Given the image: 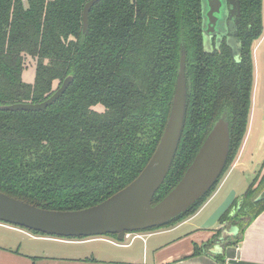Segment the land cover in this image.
Segmentation results:
<instances>
[{
    "label": "trees",
    "instance_id": "trees-1",
    "mask_svg": "<svg viewBox=\"0 0 264 264\" xmlns=\"http://www.w3.org/2000/svg\"><path fill=\"white\" fill-rule=\"evenodd\" d=\"M87 1L0 0V105L41 102L72 75L65 92L41 111L0 108V191L41 208L76 210L125 187L160 140L184 54V125L152 203L181 179L222 114L229 122L230 147L216 183L162 227L171 225L210 197L244 140L252 45L264 31V0H238V61L225 39L218 48L204 50L201 0H96L83 31ZM27 57L35 59L32 83L22 79ZM263 188L264 162L220 219L237 226L234 243L264 210V200H255ZM210 244L195 246L194 253Z\"/></svg>",
    "mask_w": 264,
    "mask_h": 264
},
{
    "label": "water",
    "instance_id": "water-1",
    "mask_svg": "<svg viewBox=\"0 0 264 264\" xmlns=\"http://www.w3.org/2000/svg\"><path fill=\"white\" fill-rule=\"evenodd\" d=\"M25 1V0H24ZM96 0H89L82 11V30L88 25V13ZM202 37L215 41L218 48L222 40L232 49L238 61L239 43L236 26L240 16L238 0H201ZM231 24L232 28L228 26ZM231 32L237 44L233 48L227 34ZM72 80L69 74L53 93L37 103L0 105L1 109L16 111H41L56 101ZM186 113L185 57L180 56L178 76L169 116L160 140L141 172L125 187L101 202L76 210H53L38 207L0 191V221L24 227L41 234L58 237H97L114 235L118 242L127 234L159 228L186 212L203 197L220 177L228 158L230 147L229 122L222 114L212 124L193 160L177 184L157 203L152 198L164 181L181 137ZM235 190L229 191L224 200L201 224L202 229L216 226L210 250L221 252L238 234L237 226L228 221L220 222L232 206ZM256 201L264 200V188Z\"/></svg>",
    "mask_w": 264,
    "mask_h": 264
},
{
    "label": "crops",
    "instance_id": "crops-1",
    "mask_svg": "<svg viewBox=\"0 0 264 264\" xmlns=\"http://www.w3.org/2000/svg\"><path fill=\"white\" fill-rule=\"evenodd\" d=\"M33 74L35 66L32 72L24 68L23 81L32 83ZM252 161L250 164L243 162L238 154L214 192L194 214L165 227L141 231L139 236H130L127 243L117 244L115 248L113 243L74 249L45 246L26 251L21 250L20 245L15 248L0 246V264H264V210L246 225L236 243L237 235L219 253L210 250L215 229L200 227L229 191L235 190L236 197L245 192L263 163ZM236 191L240 192L237 194ZM217 195L221 197L206 211ZM105 237L62 240L77 244L109 239ZM209 241V247L194 253L195 246L202 247ZM118 246L122 249H117Z\"/></svg>",
    "mask_w": 264,
    "mask_h": 264
},
{
    "label": "rangeland",
    "instance_id": "rangeland-1",
    "mask_svg": "<svg viewBox=\"0 0 264 264\" xmlns=\"http://www.w3.org/2000/svg\"><path fill=\"white\" fill-rule=\"evenodd\" d=\"M263 25H264V2H263ZM228 28L229 29L232 28L231 24H229ZM227 37L231 46L233 48H236L237 44L234 40V35L231 32H229L227 34ZM214 44L215 41L210 40L207 37L203 36L204 50L211 51L215 46ZM252 48H253V52H252L253 88H252L251 108H250L247 132L238 152L240 160L249 164L251 163V160L260 163L262 161L264 162V31L261 37L253 43ZM25 64H26L25 68L27 69V71L32 72L33 67L35 66V59L31 57H27ZM97 109L102 110L103 108L101 106H98ZM236 192L238 194L240 191H236ZM220 197L221 196L217 195L216 198H214V200H212V202L206 207L207 208L206 211L210 209L218 201ZM213 228L216 231V226ZM145 231L147 232L151 230H144L142 232ZM97 237H103V236H97ZM88 238H93V237H86L85 239ZM108 238L109 239L93 241L91 243L69 244L62 240L66 238L51 236V235L45 236V235L34 234L32 233V231L24 227L12 225L0 221V246L15 248L20 245L21 250H25V251L34 250L38 247H45V246H50L55 248L68 247L69 249H74L79 247H87L90 244L91 245L105 244L110 246L111 243H113L111 245L115 248V246H117L118 243H123V242H118L116 239L112 237H108ZM54 239H58V240H54ZM68 240H84V239H68ZM127 240L128 239L124 240V243H127L128 242ZM116 248L119 250L122 249V247L120 246Z\"/></svg>",
    "mask_w": 264,
    "mask_h": 264
},
{
    "label": "built area",
    "instance_id": "built-area-1",
    "mask_svg": "<svg viewBox=\"0 0 264 264\" xmlns=\"http://www.w3.org/2000/svg\"><path fill=\"white\" fill-rule=\"evenodd\" d=\"M135 237V236H139V232H133V233H129V234H127V238H129V237ZM122 242H124V241H122ZM118 243V242H117ZM118 244H122V243H118Z\"/></svg>",
    "mask_w": 264,
    "mask_h": 264
},
{
    "label": "flooded vegetation",
    "instance_id": "flooded-vegetation-1",
    "mask_svg": "<svg viewBox=\"0 0 264 264\" xmlns=\"http://www.w3.org/2000/svg\"><path fill=\"white\" fill-rule=\"evenodd\" d=\"M213 41H214V38H213ZM25 68V67H24Z\"/></svg>",
    "mask_w": 264,
    "mask_h": 264
}]
</instances>
